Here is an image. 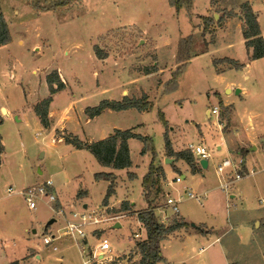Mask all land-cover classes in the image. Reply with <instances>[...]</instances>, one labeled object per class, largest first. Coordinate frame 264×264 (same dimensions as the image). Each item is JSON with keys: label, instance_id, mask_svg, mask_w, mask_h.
<instances>
[{"label": "rangeland", "instance_id": "1", "mask_svg": "<svg viewBox=\"0 0 264 264\" xmlns=\"http://www.w3.org/2000/svg\"><path fill=\"white\" fill-rule=\"evenodd\" d=\"M245 1L248 0H215L209 9V17L213 20L204 30V20L197 17L195 7L194 15L185 9L177 13L169 0H0L13 37L11 45L0 50L2 66H6L9 60L20 61L21 71L30 80L34 68H38L42 75L47 68L62 67L68 83L78 94L79 106L93 105L100 98L114 96L112 94H117L122 86L148 91L139 98L148 96L153 105L150 110L143 113L138 110L120 114L107 112L96 122L84 124V127H71L77 130L75 134L78 133L82 140L90 136L99 139L100 132L112 130L114 126L123 129L134 127L139 133L152 137L157 152L164 148L166 135L169 138L174 135V142H180L184 150H189L190 143L198 142L211 149L209 166L202 173L193 176L187 162L179 161L180 169L170 166L166 170L167 187L157 184L161 180L157 175V182L151 189L150 196L155 203L152 205L157 207L158 219L162 216L161 211L166 210L168 223L176 218L183 219L181 214L192 223L203 222L214 227V232L176 236L165 241L162 246L164 255L174 262L224 264L219 258L221 245L234 236L236 239L240 235L245 238L256 225L254 219L264 216V143L251 151L249 141L251 135L264 134V60L255 64L247 78L245 69L226 67V70L218 71L214 59L222 53L214 48L186 64L176 88L172 89L173 84L169 83L178 67H171V63L174 64L172 50L177 47L175 41L196 31V34L192 33V51H201L205 41L215 40L216 34H211L214 30L210 27L220 18L229 17L234 12L235 16L239 14L243 19L241 4ZM16 9L20 15L15 13ZM197 11L208 14L202 2ZM262 21L264 26V16ZM21 37L25 44L19 43ZM39 37L46 41L41 43ZM35 40L39 41L35 45L42 46L43 51L34 49ZM98 51L113 55L120 61L119 65L116 66L113 60L103 64L98 60ZM156 61L159 63L155 64ZM159 64L171 69V78L169 71L149 77L134 73L138 70L147 74L159 68ZM132 78H137L136 84L130 81ZM230 82H234L237 89L243 87L245 92L228 94L226 86ZM30 86L34 95L35 91L42 94L45 88L39 77ZM103 86L111 87L108 93ZM22 87H3L2 94L9 96L11 106L13 102L17 105L25 102ZM68 98V94L60 96L57 108L64 110L68 107ZM229 105L233 107L232 114ZM223 106H227V114L222 119L220 111ZM75 107L68 111L72 118L80 115L79 108ZM213 108H217L218 113L208 114L207 111ZM159 109L170 121L166 127L159 118ZM0 134L4 145L0 156V264H10L18 258L21 264H84L83 255L93 252L102 235L111 242V253L115 259L112 264H143L138 244L146 239V231L137 218L138 212L149 205L142 178L152 158L148 153V161V155L145 157L140 153L143 141L133 139L131 143L136 172H129L130 167L115 169L119 177L116 179V192L109 197L110 203L117 205L129 198L136 202L137 209L125 211L128 216L121 220L122 227L116 226L118 222L121 224L119 218L106 220L84 241L77 243L65 236L47 245L44 234L58 235L65 224L62 213L57 212L60 209L58 202H41L36 210H30L24 198L17 192L8 193V188L18 190L52 178L55 187L60 188L72 203L63 209L66 216L73 208L80 209L88 204L90 209L115 217L123 212L118 213L113 210L116 207L105 208L103 205L110 182L95 178L97 172L112 171V168L101 165L87 149H77L66 143L55 145L52 137H46L33 118L7 120L0 125ZM218 144L222 146L221 150L217 149ZM226 159L233 163L243 160L241 173L255 171L236 181L227 191L221 188L222 176H235L236 171L232 165L221 176L219 166ZM131 173L135 174L134 177ZM183 174L186 177L177 182L176 178ZM82 189L87 193L78 199L77 193ZM205 191L209 194L202 201L189 197V192L199 194ZM168 194L180 199V214H172V209L167 207ZM61 203L64 205L63 201ZM196 225L209 230L202 224ZM185 228L189 230L190 226ZM260 231L264 234V224ZM136 233L141 236L136 237ZM220 235L223 236L222 241H214ZM55 245L58 249H54ZM83 245L86 247L84 253L80 250Z\"/></svg>", "mask_w": 264, "mask_h": 264}, {"label": "crops", "instance_id": "2", "mask_svg": "<svg viewBox=\"0 0 264 264\" xmlns=\"http://www.w3.org/2000/svg\"><path fill=\"white\" fill-rule=\"evenodd\" d=\"M248 1L252 5L254 11L257 13L261 32H262V35L264 36V26H263V21H262V17L264 16V0H248ZM200 2H202V5L204 4L205 8H207L208 14L204 15V14H201L200 12L197 11L198 5L200 4ZM0 6H1V2H0ZM194 7H195V13L197 14V17H199L198 15L209 16V9L211 8V0H195ZM1 11L4 13V15L6 14L3 11L2 6H1ZM15 13L20 15L19 10H17V9L15 10ZM177 13H179V12H177ZM195 19H197V18H195ZM244 24H245L244 19H242L239 14H237V16L233 15V16H229L226 18H222L213 27L212 26L210 27L212 30H214V32H211V34H214V33L216 34L215 40L205 41V47L201 51L193 50L192 51V58L188 61V63L191 60H193L195 57H199L200 55L210 53L212 51V49L215 48L216 50L219 49L220 52L222 53L221 56L216 57L214 59V64L216 65V69L218 71H224V70H226L225 69L226 67H228L230 69H245L246 70V74H245L246 77L247 78L250 77L249 72L252 71V68L255 66V64L263 61L264 57L259 58V59H254V60L250 59V54H251L252 50L250 49V52H249V50L246 47V39L244 38V35H243ZM192 33L196 34V31H193ZM38 40L41 43L46 41V40L45 41L42 40V38H40V37ZM38 40L34 41L33 47H34V49L40 48L38 51H43L42 46H41L42 47L41 48V47H37L38 45H35V44H37V42H39ZM178 41H179L178 39L175 41L177 43V47H178ZM11 43L12 42H9L8 44L0 46V50H2L4 48H8L11 45ZM19 43L25 44V41L22 37L19 40ZM177 47H176V49L172 50V58L174 59V64L171 63L172 64L171 67H175L176 65H178L175 61V57H176V53H177ZM66 53H68V52L66 51ZM226 59L236 61L237 63L243 64V66L240 68H236L232 63H230ZM98 60L101 61L103 64L108 63L109 61L111 62V60H113L116 66H118L120 63V61L118 62L113 57V55H109L103 59L98 58ZM158 63L159 62H157V61L155 62V64H158ZM158 66H159V68H155V69L151 70V72H148L147 74L141 73L138 70H136L134 73L137 76L149 77V76H156V75L158 76V74H160V73L165 74V73H167V71H169V73H170L169 78H171V74H172L171 69L168 68L169 69L168 70L167 68L160 66V64ZM21 67H22V63H20V61L11 62V60H9L7 62L6 66L5 65L2 66L0 64V120H2L0 125L2 123H5L7 120H10V119L16 120V121H22L23 117L24 118H33L37 121V124H38L40 130H42V133H45L46 137H50V136L52 137L51 141L55 145H57L58 143H66L68 145H73V144L67 143L65 141V135H66L65 132H67V134H73V135L78 136V133L75 134V131H77V130H73V128H71V127H77L79 125L81 127H84V124L88 125V124H91L93 122H96L99 118H101L107 112H109L111 114L112 113L120 114L122 112L129 111V110H138L137 108H130V109H125V110H113L111 108H105L99 115L91 117L86 113V108L97 106L100 104V102L102 100H105V99L122 100L124 98V96H128L130 98H134V97L139 98L144 92L148 93V91L142 90V88L140 90H138V88H134L131 90L130 88L122 86L120 88V91L117 92V94H112L114 96L100 98L98 100V103L93 104V105L79 106L80 100L78 98V94H76V92L73 89V86L70 84V82L68 83L66 72L64 71V69L62 67H55L54 66V67L45 69L43 71L44 73H42V75H44L43 77L40 73V70L38 68H34L32 70L33 77L31 78V80L27 79V75L25 72L21 71ZM54 70H57L59 72V74L61 75L66 86L63 90H60L54 94L53 100H52V102L50 104V108H49L50 125L48 127H45L41 123L39 116L35 113L34 107L39 101H41L42 99H44L50 95L49 86L47 83L46 76ZM97 75H99V74H97ZM38 77H39V80L41 83H43V81H44L45 88H44L42 94L36 93L37 91H35V95H34V90H33V92L31 91L32 89H31L30 84L32 81H34V80L36 81V78H38ZM136 80H137V78H132L130 81H133V84H136V82H137ZM24 83H25V85H24ZM233 83L234 82H230L226 86V92L228 94H233L237 90V86H235V84H233ZM7 85H10V87L11 86L18 87L19 85L23 86L22 87L23 88L22 93L25 96V102L21 101L18 105L15 102H13V106H11L12 104H11V99L9 98V96H7L6 94L3 96V94H2L3 93V90H2L3 87L7 86ZM102 88H104V91H107L106 93H108L109 92L108 90L111 89V87L108 88L106 86H103ZM150 92H151V90H150ZM243 92H245V89L242 87V89H240V93H243ZM110 93H111V91H110ZM63 94H68V97H69L68 99H69L70 104L68 107H65L64 110H61V109L57 108V100ZM75 106H77L79 108V110H80L79 114L80 115H79V117L77 116L76 118H72L69 115L70 112H68V111H70ZM229 106L231 107V113L230 114H232L233 107L231 105H229ZM160 110L161 109H159V111ZM210 110L211 109H209L207 111L208 114H212V112ZM138 111L142 112V113L145 112V111H140V110H138ZM161 111H163V110H161ZM164 114H165V112H164ZM165 117H166V115H165ZM166 119H167V117H166ZM167 121L170 124V121L168 119H167ZM250 124L253 125V122L250 121ZM115 129L125 130L123 128L114 126V128H112V130L108 129V130H103L102 132H100L99 139L90 136V137L86 138V140H83V141L84 142L98 141L100 139L106 138L109 135L113 134ZM128 129H131L132 131L139 133L137 131V129L134 127L128 128ZM249 130H251V127ZM58 131H61V133H58ZM139 134L144 135V136L147 135V134L145 135L142 133H139ZM164 134H165V132H164ZM224 134H225V131H224ZM147 136H150V135H147ZM225 136H226V134H225ZM173 137H174V135L171 137L172 139L169 138L171 141L172 149L175 152L184 150L183 147L180 146V142L178 144L174 142ZM263 138H264V134L251 135V137L249 138V141H251L250 150L253 151V150H256L258 147H260V145L264 143L262 141ZM133 139H137V138H130L128 140L130 151H131V158L133 161L132 166H130V169L128 170L129 172H134L135 171L134 168L137 165L136 162L134 161L133 155H132L131 143H132ZM181 142H182L181 144L184 143L183 141H181ZM198 143H201V142H198ZM198 143H190V144H198ZM227 143H228V141H227ZM202 144H204V143H202ZM252 146H255V148H252ZM141 147L142 148H141L140 153L142 154V149L144 146L142 145ZM228 148L230 149L229 143H228ZM77 149H79V148H77ZM217 149L221 150L222 146L218 144ZM230 151H231V149H230ZM231 153H232V151H231ZM238 154H240V156H242L241 152H238ZM246 154H245V156H246ZM142 155H145V157H147L146 155H148L147 160L148 161L150 160V158H149L150 156L148 153L142 154ZM232 155L234 156L233 153H232ZM0 156H1V154H0ZM157 158H158V160H157L156 166L159 167V169L157 171V175H159V177L161 178V180H158L157 184L158 185L161 184L162 185L161 187H163L165 184V188H166L167 187L166 170L170 166L171 167L176 166L177 168H179L177 163L179 161H185V160L177 159L175 156L169 157L167 155V152H166L165 144H164V148L161 151H158ZM168 158H170L172 160L168 161ZM0 162H1V157H0ZM110 168H112V167H110ZM189 169L191 170L193 176H196V175H198V173H200V172L202 173L205 168H203L201 166L196 171H193L191 166L189 165ZM111 170L112 171H106V172H114L115 173L114 168H112ZM115 174L117 175V177H116V179H117L119 177V174H117V173H115ZM136 177L138 178L139 176L137 175ZM182 177L185 178L186 176L183 174ZM116 179H115V186L117 183ZM142 180H143V178H142ZM164 180H165V182H164ZM36 182H39V181H36ZM142 188H143V186H142ZM55 190H56L57 196L60 198L59 201H57L58 204L60 205L59 208L66 210V208H68L69 205H72L71 201L64 195V192H62V190L60 188L57 189L55 187ZM82 191H84L83 195H85L87 193L86 190L82 189ZM115 192H116V189H115ZM205 192H206V197L204 199H206L208 197V194H209L208 191H205ZM200 194H202V192ZM78 199H79V197H78ZM204 199H202V200H204ZM60 200L63 201L64 205L61 203ZM124 200L129 201L131 203V206H132V208L130 210H126V211H131V210L136 211L137 210L135 208V205H136L135 201H133L132 199L126 198V199H123L121 202H123ZM146 200H147L149 205L144 206V210L147 209L150 206V204L155 205V203H153V198L151 196L149 198H147ZM202 200H198V201H202ZM121 202L118 203L117 205H115L114 203H110V201H108L109 204L107 206L104 205V207L105 208L116 207L118 209V208H120L119 206H121ZM84 205L88 206V204H84ZM154 205H152V206H154ZM154 207L157 210V207L156 206H154ZM121 212H123L121 215H124V216L119 217L120 222H121L120 227H122V221L121 220L126 218V216H128L127 214H125V211H119L118 213H121ZM180 216L185 221L192 223V222H190L191 220H188L184 215L180 214ZM138 222L141 224V222L139 220H138ZM254 223H256V225H254V228L252 230H250L249 233H247V236L245 238H242V235H240L238 237V239H236V236H234V237H232V239L226 241L224 245H221V249L219 251V258L221 257L224 264H264V248L262 249V247H264V234L260 231L261 226L264 224V216L255 218ZM194 224H202L205 227H207L209 229V230H206V231H208L207 233H210L211 231L214 232L213 226L206 225L203 222H196V223L194 222ZM198 233H200V232L194 225H191L189 230H186V228H181V229L169 234L168 237L165 240H163L162 246L164 247L165 241H169L173 237H176V236L185 237L188 234L189 235H192V234L196 235ZM222 237L223 236H221V235L217 236L214 241H219V240L222 241V239H223ZM163 247H162V255H163L164 260L162 262H160L159 264H187L185 262L171 261L172 259H170L166 255H164ZM204 249L205 248H202L201 251H204ZM37 256H39V255L37 254ZM19 260H20V258L14 259L10 262V264H13V262H15V261H17L18 264H21Z\"/></svg>", "mask_w": 264, "mask_h": 264}, {"label": "trees", "instance_id": "3", "mask_svg": "<svg viewBox=\"0 0 264 264\" xmlns=\"http://www.w3.org/2000/svg\"><path fill=\"white\" fill-rule=\"evenodd\" d=\"M171 6L175 8L177 12H180L182 9H185L190 15H194V5L195 0H169ZM211 3H215V0H212ZM241 9L243 11L244 27L243 35L246 39V47L250 52V59H259L264 57V36L262 35L260 24L258 21L257 13L254 11L252 5L245 1L241 4ZM232 12V11H231ZM235 15V13H230V16ZM204 20V30H207L210 26L211 20L213 17L198 15ZM221 18L218 20L220 21ZM12 41V35L9 27V23L6 20L4 13L1 11L0 6V46L8 44ZM194 44V35L189 34L187 36L181 37L178 41V48L176 53V63L178 67L176 71L173 72L172 78L169 83L173 84L172 89L177 87V82L183 70L192 58V47ZM108 55L100 53L98 51L99 58H105ZM228 60L236 68H240L243 64L237 63L233 60ZM47 83L49 86L50 95L41 101H39L35 107L34 111L39 116L41 123L48 127L50 125L49 119V108L53 100L54 94L65 88V82L61 79L60 74L57 70L50 72L47 76ZM152 103L148 101V96L144 95L142 98H130L124 96L122 100H109L105 99L100 102L99 105L94 107L86 108V113L93 117L99 115L105 108H111L113 110H125L130 108H137L140 111L152 109ZM223 106L220 111V116L223 119L226 116V108ZM159 118L162 121L165 127L168 125V121L165 117L163 111H159ZM2 120H0V123ZM130 138H137L144 143L142 149V154L150 153L151 161L147 173L143 176L142 186L146 192V197L149 198L151 194V189L157 182V171L159 169L155 164V160L158 156V152L154 146V142L151 136H144L139 133L132 131L131 129H115L114 133L109 135L106 138L100 139L93 142H84L76 135H65V141L67 143L73 144L76 148L87 149L89 150L96 160L103 166L112 167L114 169H125L132 166L131 151L129 147L128 140ZM165 147L167 155L175 156L177 159L185 160L192 168L193 171L199 169V162L195 159L194 155L190 150H181L175 152L172 149L171 141L169 137L165 136ZM189 149V148H188ZM4 150V145L2 143V135L0 134V154ZM134 173H131V176L134 177ZM97 180L104 179L110 182L107 194L103 200V205L107 206L109 203V197L115 193V179L116 174L113 172H97L95 174ZM84 191L80 190L77 193V197L83 196ZM132 208L131 203L127 200H124L121 203L119 209H113L117 212L126 211ZM138 220L141 222V225L146 231V239L138 244V249L142 255L143 264H159L164 260L162 255V243L169 234L185 227L194 225L199 232L206 233L208 231L203 230L202 227L196 224H191L184 219H174L170 223L163 224L159 222L157 217L156 209L150 204V206L138 212ZM13 264H18L17 261Z\"/></svg>", "mask_w": 264, "mask_h": 264}, {"label": "built area", "instance_id": "4", "mask_svg": "<svg viewBox=\"0 0 264 264\" xmlns=\"http://www.w3.org/2000/svg\"><path fill=\"white\" fill-rule=\"evenodd\" d=\"M212 114H217L218 109L213 108L210 110ZM189 150L191 153L197 158L200 162L201 159H207L212 155L211 149H208L204 144H190ZM243 160L239 162L233 163L229 159H226L220 164L219 171L221 172V176L224 173L226 168H229L233 165L234 170L236 171L235 176L229 174L227 176H222V184L221 188L224 190H229L230 187L236 182L241 180L243 177L254 173V171L242 173L239 172L242 170L241 163ZM227 177V178H225ZM230 177V178H229ZM183 177L178 176L176 178L177 182H181ZM17 192L19 193L24 200L26 201L30 210H36L38 208L39 203L45 202L46 204H52L58 201V196L55 190L54 181L49 178L40 182H35L31 185L22 187L21 189L14 190L12 188H8V193ZM190 198H196L197 200H202L206 197V192L202 194H196L194 192H189ZM180 199L172 197L168 194L167 199V207L172 209V214H180L179 208ZM264 204V201H263ZM58 213H62L64 217L65 224L62 227V231L58 233V235L53 233H45L44 243L47 245H51L56 239L61 237H71L77 243L80 241L86 240L92 231L98 230L101 227V223L106 220H113L115 218L123 217L124 215H119L115 217L106 216L105 212H101L98 209H90L87 206H83L80 209L73 208L69 211L68 215H65V211L61 208L57 210ZM162 216L159 218V222L163 224H167L169 222V215L166 210L161 211ZM115 222V221H114ZM103 236V235H102ZM99 238L98 243L93 248V252L88 254V256L83 255L84 264H112L115 259L112 252V245L110 240L107 237ZM136 237H140V233L135 234ZM58 247L55 245L54 249ZM80 250L82 253L86 250V247L80 246ZM122 264V263H120Z\"/></svg>", "mask_w": 264, "mask_h": 264}, {"label": "water", "instance_id": "5", "mask_svg": "<svg viewBox=\"0 0 264 264\" xmlns=\"http://www.w3.org/2000/svg\"><path fill=\"white\" fill-rule=\"evenodd\" d=\"M236 92L239 93V92H240V89H237ZM262 141L264 142V138H263ZM254 148H255V147H254ZM171 160H172V159L168 158V161H171ZM200 164H201V166H202L203 168H207L208 165H209V161H208L207 159H201V160H200ZM53 221H54V219H53L51 222H53ZM193 224H194V223H193ZM116 226H117V227H120L121 224L118 222V223L116 224Z\"/></svg>", "mask_w": 264, "mask_h": 264}, {"label": "bare ground", "instance_id": "6", "mask_svg": "<svg viewBox=\"0 0 264 264\" xmlns=\"http://www.w3.org/2000/svg\"><path fill=\"white\" fill-rule=\"evenodd\" d=\"M6 111V110H5Z\"/></svg>", "mask_w": 264, "mask_h": 264}]
</instances>
